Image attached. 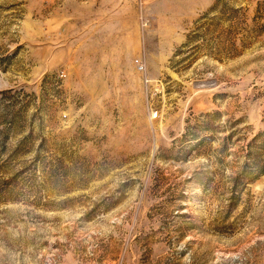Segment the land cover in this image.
<instances>
[{
	"label": "rangeland",
	"instance_id": "374dc122",
	"mask_svg": "<svg viewBox=\"0 0 264 264\" xmlns=\"http://www.w3.org/2000/svg\"><path fill=\"white\" fill-rule=\"evenodd\" d=\"M258 133L264 0H0V264H264Z\"/></svg>",
	"mask_w": 264,
	"mask_h": 264
},
{
	"label": "built area",
	"instance_id": "2783aa9c",
	"mask_svg": "<svg viewBox=\"0 0 264 264\" xmlns=\"http://www.w3.org/2000/svg\"><path fill=\"white\" fill-rule=\"evenodd\" d=\"M134 62L136 63L138 71L142 74V78H144L145 83H147V85L153 83V79L149 78V76L147 75L146 63L143 62V60L140 57H135ZM149 92H151V90ZM154 111L155 112L153 113V117H158L160 111H158V109H155Z\"/></svg>",
	"mask_w": 264,
	"mask_h": 264
},
{
	"label": "trees",
	"instance_id": "16d2710c",
	"mask_svg": "<svg viewBox=\"0 0 264 264\" xmlns=\"http://www.w3.org/2000/svg\"><path fill=\"white\" fill-rule=\"evenodd\" d=\"M230 10H233V11H239L241 10L240 8H234V7H231ZM204 17H207L206 15L202 16L201 18H204ZM215 17H212L211 19L209 18V20H214ZM260 137L264 138V133H258L257 135H255L254 139H259ZM260 149L264 150V142H262V144H259L257 145ZM256 146V147H257ZM258 153V152H256ZM259 154V153H258ZM254 157V156H252ZM262 171L264 170V166L262 167Z\"/></svg>",
	"mask_w": 264,
	"mask_h": 264
}]
</instances>
